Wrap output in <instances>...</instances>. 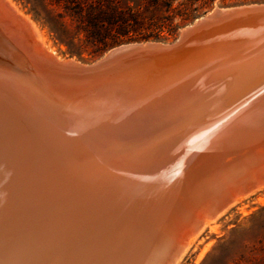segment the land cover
I'll use <instances>...</instances> for the list:
<instances>
[{
	"label": "bare ground",
	"instance_id": "1",
	"mask_svg": "<svg viewBox=\"0 0 264 264\" xmlns=\"http://www.w3.org/2000/svg\"><path fill=\"white\" fill-rule=\"evenodd\" d=\"M16 12L13 5L0 3V27L5 33L25 51L55 62L65 60L53 55L55 51L45 50L46 42L41 46L34 36L37 33L45 41L39 28L28 17L19 13L16 17ZM237 17L202 30L193 43L204 46L195 51L202 55L216 50L217 40L229 39L227 53H222L232 57L236 54L237 60L212 71L202 60L207 57L197 60L191 65L198 84L193 92L182 99L180 106L158 112L117 105L100 110L91 98L76 92L71 98L53 103L46 95L32 91L27 81L19 82L0 70V264H68L75 254L105 250L116 253L118 261L112 264L126 260L144 264L140 253L166 220L173 221L171 232L176 247L164 264H174L191 238L227 203L252 186L264 184V162L254 164L264 151V12ZM245 60L255 62L254 67L241 68ZM98 95L117 101L121 89L100 90ZM224 114L228 122L219 126L236 128L237 135L247 130L249 134L244 132L240 138H257L255 149L254 142L245 150L244 145L231 148L237 141L222 139L224 144L218 151H205L198 164L194 163L197 167L194 174L190 172L191 179L179 182H183L179 186L172 183L171 187L178 186L179 194L173 196L164 190L153 173L139 177L137 171L119 180L109 178L101 186L98 182L92 188L86 187L67 201L53 199L43 187L42 180L50 175L46 165L63 152L44 141L54 136L51 129L55 127L76 133L85 141H101L105 152L114 151L116 145V157L105 156L100 175L116 172L119 167L129 170L134 161L143 167L158 161L163 153L162 140L173 133L190 140L194 131L213 128L217 121H212ZM220 131L223 137L224 130ZM214 133L212 130L211 135ZM211 141L214 146L215 141ZM39 143L47 145L43 148ZM77 147L81 152L80 143ZM35 158H43L44 167L33 164ZM155 187H161L160 193Z\"/></svg>",
	"mask_w": 264,
	"mask_h": 264
},
{
	"label": "rangeland",
	"instance_id": "2",
	"mask_svg": "<svg viewBox=\"0 0 264 264\" xmlns=\"http://www.w3.org/2000/svg\"><path fill=\"white\" fill-rule=\"evenodd\" d=\"M181 1L183 3H180ZM251 2H264V0H175L173 2L174 8L168 11L158 5L154 9L155 15L160 18L169 13L168 18L172 21V30L158 34V31L156 32L155 29L150 37L128 41L147 39L170 41L178 35L182 26L190 23L214 6L239 5ZM0 3L10 7L13 5L21 16L28 17L39 28L45 39L43 42L38 34L34 33V30L33 33L38 43L40 44L42 42L41 46H43L46 42L44 49H48L47 51L51 50L49 51L51 53L55 51L53 55L56 54L55 56H59L58 58L60 59L71 57L83 62H89L100 57L111 46L121 42H127L121 41L114 44L98 42L92 36L87 35L77 15L73 11L63 3H58L54 0H0ZM18 13L16 12V17H20ZM245 105L241 107L244 108ZM227 117L224 114L221 119L218 117L217 120H213L212 123L217 121L215 123L216 127L213 125V128H201L199 132L194 131V136L196 134L200 135L197 138L193 136L190 140H187L188 136L178 137L177 133H173L171 137L162 140L160 144L162 145L163 153L158 161L150 160L153 163L147 166L145 165L144 167L140 162L138 164L134 161L130 163L132 167L129 170L125 171L122 169L123 167H119V172L118 170L111 173L101 172L102 174L100 175H98L99 169L102 168L100 164H105V160L107 159L105 156L107 155L106 157L109 156V158H112V156L116 157V145L113 146L114 151L109 150L105 152L104 149L106 147H104L101 141L92 142L82 140L83 138L79 137L78 134L73 132L65 133L61 128H57L54 125L56 129H51L55 131L51 139L54 138L55 140L46 137L44 141L55 145L60 152H63L60 156H57V159H54L52 162L50 161L46 165V167L49 165L50 169L47 168L50 170V175L48 179L44 178L42 180L43 187L49 191V196L53 199L67 201L72 199L69 196H77L78 192H84V188L86 187L92 188L98 182L99 186H101L109 178H111V181H114L120 176H127L137 171L140 174L135 175L139 177L153 173L155 175L154 179L158 183L160 182L163 189L170 191L171 195L174 196V194H179L177 187L183 183L179 182L191 179L197 167L196 164L199 162L196 163V161L202 157L205 151V153L213 152L215 149L214 152L218 151L220 144L221 146L224 144L225 138L232 143L237 141L234 142V145H231V148L244 145L243 147L245 149L251 143L253 145L258 141L257 138H250V140H245L248 139L246 137L240 138L241 134L243 136L248 132L247 130L244 131L245 133L242 131L241 134L237 135L238 132L234 134L236 128L222 129V126L219 125L227 123ZM212 123H209L208 126H211ZM211 129L215 132L214 135H211ZM220 130H224L225 137H221ZM61 132L63 133L61 134ZM202 133L203 136L201 135ZM228 134L230 137L227 136ZM254 140L256 141L254 142ZM210 141L211 143L215 141V144L216 142L217 144L213 146V143L210 144ZM247 141L249 142L247 143ZM27 143L30 145L29 138ZM78 143L82 147L81 152L77 151ZM38 145H42L41 147L44 148L47 144L39 143ZM254 145V147L252 146L253 149H255L257 143ZM77 152L80 154L78 155ZM200 152L203 153L201 154ZM260 156V160L254 164L264 162V151ZM149 159L147 162H149ZM36 160L37 158L33 161V164H36V166H39L38 163H41L43 165L42 167L46 164L43 158L42 160L38 159L39 161ZM130 164L128 165L130 166ZM182 170H185V172ZM172 183H178V186L175 185V188H173L171 187ZM257 186L256 188L252 186L235 200L227 203L213 219H210L209 222L207 221L198 233L191 238L174 264H262L264 262V184ZM155 188L160 193L161 187Z\"/></svg>",
	"mask_w": 264,
	"mask_h": 264
},
{
	"label": "water",
	"instance_id": "3",
	"mask_svg": "<svg viewBox=\"0 0 264 264\" xmlns=\"http://www.w3.org/2000/svg\"><path fill=\"white\" fill-rule=\"evenodd\" d=\"M262 11L264 2L217 5L182 26L178 35L170 41L147 39L121 42L89 62L71 57L61 62L47 60L25 51L0 27V70L15 76L19 82L27 81L32 91H39L53 103L59 98L62 101L65 97L71 98L76 92L91 98L95 105L101 107L100 110L114 105L143 111L171 109L180 106L182 99L198 85L191 71L194 62L207 57L202 60L208 62L206 68H212V71L237 60L236 54L232 57V54L222 53L228 50L227 45L230 43L225 38L215 42L217 48L211 53L199 55L195 52L204 47L201 44L193 45L202 30L235 16H239V19ZM254 63L245 60L241 68L249 70L254 67ZM120 89L121 95L117 101L110 102L108 97L98 95L100 90L112 92ZM163 224L154 238L143 247L139 257L142 258L141 263L164 264L174 251L175 236L171 232L173 221L166 220ZM115 257L116 253L111 254L106 250L99 254L85 251L70 257L68 264H112L118 261ZM134 262L126 260L123 264H138Z\"/></svg>",
	"mask_w": 264,
	"mask_h": 264
},
{
	"label": "trees",
	"instance_id": "4",
	"mask_svg": "<svg viewBox=\"0 0 264 264\" xmlns=\"http://www.w3.org/2000/svg\"><path fill=\"white\" fill-rule=\"evenodd\" d=\"M54 1L63 3L73 11L87 35L104 44L147 38L155 29L158 34L172 30V21L168 18L169 13L158 18L154 9L158 5L167 11L173 9L175 0Z\"/></svg>",
	"mask_w": 264,
	"mask_h": 264
}]
</instances>
